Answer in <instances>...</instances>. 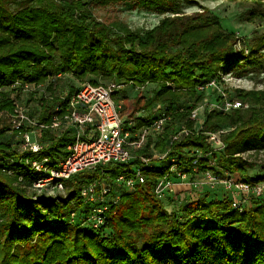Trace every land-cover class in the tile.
Listing matches in <instances>:
<instances>
[{
    "label": "trees",
    "instance_id": "16d2710c",
    "mask_svg": "<svg viewBox=\"0 0 264 264\" xmlns=\"http://www.w3.org/2000/svg\"><path fill=\"white\" fill-rule=\"evenodd\" d=\"M93 1L107 5L121 0ZM240 1L251 3L248 11L264 20V0ZM136 4L163 17L141 31L122 20L99 19L90 0H0V111L13 109L6 86L16 79L46 82L54 89L50 99L29 100L31 112L48 122L53 102L66 87L73 90L83 82L111 79L148 88L152 84L150 94L128 86L137 96L123 102V112L129 116L148 111L138 126L157 116L156 104L169 110V124L159 136L148 139L147 147L152 143L160 150L169 147V157L191 160V148L210 147L204 132L227 124L232 129L222 134L226 147L217 154L220 165L249 182L264 179L249 176L259 161L244 156L264 148L263 89H238L237 97L248 107L207 110L199 132L170 143V133L182 123L195 125L189 114L205 97L206 87L201 86L228 73L243 76L263 65L264 33L253 36L246 52L237 48L239 35L198 0H136ZM192 4L200 9L187 13L184 6ZM69 75L75 81L68 80ZM189 96L195 97L192 106L184 104ZM39 139L45 146L38 156H48L53 165L68 155L74 135L68 130L55 136L42 129ZM0 150L15 160L0 164V264H264V202L241 212L220 188H205L195 199L179 201L175 195L161 199L154 189L168 170V158L144 166V181L132 190L116 178L131 173L137 159L80 170L60 179L63 191L51 193L34 187L33 179L45 174L35 172L23 159L17 161L30 153L13 149L3 128ZM11 168L18 175L8 173ZM20 174L26 179L19 180ZM100 177L113 185L106 224L81 226L92 207L82 198L81 188ZM117 194L120 199L114 202L111 198ZM168 199L176 207L167 208Z\"/></svg>",
    "mask_w": 264,
    "mask_h": 264
},
{
    "label": "built area",
    "instance_id": "2783aa9c",
    "mask_svg": "<svg viewBox=\"0 0 264 264\" xmlns=\"http://www.w3.org/2000/svg\"><path fill=\"white\" fill-rule=\"evenodd\" d=\"M127 86H132L140 92L148 89L146 85L117 79L98 84L83 82L73 90L66 87L59 96L57 94L59 98L53 102L49 122L31 112L32 101H29L54 97L55 91L49 89L46 82L16 79L6 86L11 91L14 107L12 110L0 111V129L6 130L13 149L22 154L30 153L17 161L21 162L23 159V162L31 166L35 172L45 174L42 178L33 179L34 187L46 189L51 193L63 191L64 183L60 180L63 177L101 164L107 165L110 162L124 164L137 159V165L131 173L124 172L116 178V181L127 190H132L138 183L144 181V166L168 158L170 159L168 170L158 180L154 189L155 194L161 199L173 196L175 188L181 186L185 195L179 198V201L183 198H198L205 187L222 189L229 196L232 207L241 212L250 205L264 202V179L249 182L220 165L217 154L226 147L222 137L224 129L204 132L210 147L208 150L200 147L191 148L189 150L191 160L185 156L169 157V147L160 150L153 143L147 147L146 143L150 137H157L164 131L165 125L170 122L171 114L165 105L158 103L154 107V110H158L157 116L151 122L138 126L140 117L147 115L148 111H140L134 116H129L123 112L124 104L116 99V94ZM208 86L219 88L216 79L201 88ZM248 106L249 104L241 99L226 98L219 109L226 112ZM212 109L217 108L214 106L209 110ZM189 116L195 120V125L190 127L187 123H182L170 133V143L202 129V126L196 125V120L200 117V108H193ZM42 129H50L55 136H60L68 130L74 135L73 141L68 145V155L58 164H50L48 156H38L45 146L39 139V130ZM6 161L15 160L11 156L3 155L0 150V164ZM190 161L191 168L188 167ZM201 163H204L205 167H202ZM8 173L17 174L14 168L8 169ZM18 177L19 180L26 179L23 174ZM112 189V183L104 177L82 186L81 196L90 202L92 207L81 226L99 228L106 224L108 195L112 194ZM111 199L118 202L120 198L117 194ZM75 216L76 213L72 212L71 217Z\"/></svg>",
    "mask_w": 264,
    "mask_h": 264
},
{
    "label": "rangeland",
    "instance_id": "374dc122",
    "mask_svg": "<svg viewBox=\"0 0 264 264\" xmlns=\"http://www.w3.org/2000/svg\"><path fill=\"white\" fill-rule=\"evenodd\" d=\"M198 2L210 7L213 12L219 15L225 28L235 31L239 35L238 49L244 48L247 52L250 49L253 36L264 33V20L248 11L251 3L241 2L240 0H198ZM90 4L94 14L99 19L106 22L122 20L127 22L132 29L141 31H145L158 24L163 17V14L158 12L138 7L136 0H121L107 5L96 4L93 0H90ZM199 4L186 5L184 6V10L187 13H192L200 9ZM262 50L264 51V48ZM262 64L259 67L250 68L248 73L243 76H237L232 73L222 75L218 81L221 90L213 86L206 87L204 90L205 97L195 106L200 108V117L196 120V125L198 127L203 125L207 110L214 106L217 110H220L219 106L224 99H239L237 97L238 89L264 90V58H262ZM68 80L73 82L75 78L69 75ZM150 86V88L144 91L146 94L151 93L150 90L153 89V86L152 84ZM132 90V87L127 86L126 89L120 90L116 94V99H120L119 101L122 103L128 102V99H133L137 96V93H134ZM194 102L195 97L193 96L184 98V104L187 106H192ZM222 128L225 132L232 129L227 124L223 125ZM244 156L259 161L256 167L249 169V176H264V148L249 150L245 152ZM212 195H215V193H212ZM165 204H168V208L170 209L176 207L174 206L175 202H171L170 199Z\"/></svg>",
    "mask_w": 264,
    "mask_h": 264
},
{
    "label": "crops",
    "instance_id": "0c3cea01",
    "mask_svg": "<svg viewBox=\"0 0 264 264\" xmlns=\"http://www.w3.org/2000/svg\"><path fill=\"white\" fill-rule=\"evenodd\" d=\"M133 91V90H132ZM134 92V91H133ZM175 196H176V198H181L182 196H184L185 194H184V191H182V187L181 186H177L176 188H175Z\"/></svg>",
    "mask_w": 264,
    "mask_h": 264
}]
</instances>
